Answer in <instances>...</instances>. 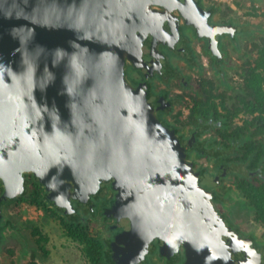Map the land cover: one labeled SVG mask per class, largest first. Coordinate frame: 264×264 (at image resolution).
Segmentation results:
<instances>
[{"label":"flooded vegetation","instance_id":"af4514ba","mask_svg":"<svg viewBox=\"0 0 264 264\" xmlns=\"http://www.w3.org/2000/svg\"><path fill=\"white\" fill-rule=\"evenodd\" d=\"M142 1L145 3L144 7L146 5L156 15L164 12L161 21L162 34L159 37L157 30L153 32L146 24L143 13L136 10ZM238 1L242 6L255 2ZM197 2L209 10L212 23L233 22L247 25L246 21L243 24L235 22L233 18H227L229 12L222 8L220 0ZM260 6L263 8L264 4ZM185 8V0H0V104L15 107L21 115L16 123L15 120L4 122L0 119V141L8 138L5 136L7 128L3 126L6 123H9L10 134L14 127L16 135L22 133L27 139L28 160L25 167H33L25 172L27 192L33 187H43L31 171H38L41 167L49 170L55 166L51 157L47 156V153L43 154L44 150L40 148L38 140L42 139V130L35 126L37 118L49 114L50 109L57 106L60 123L64 126L82 124L88 120L89 110L95 103L98 91L104 88V82L101 80L96 81L95 87L93 86L94 73L111 74V67L116 64L115 59H122L123 54L127 77L135 85H142V90L148 93L150 103L159 109L158 115L168 124L171 123L167 121V114L172 113L177 105H182L181 101L185 104L190 102L192 105L189 94H186L185 99L180 97L185 92L194 93L190 83L193 79L190 77H219L223 74L222 68L226 70L227 77L232 74V68L227 63L228 46L225 41L236 44L234 39L237 40L238 34L244 30L237 31L234 37L227 34L221 36L219 49L213 54L207 48V40L198 36L194 27L188 23V20L194 23L195 21L185 18ZM150 23L157 25L158 18L154 16ZM120 62L121 60L117 63L118 66ZM146 81L148 87L144 84ZM177 84L186 91L178 89ZM104 89L107 92L106 87ZM27 96L29 102L26 106ZM171 125L177 127L178 133L184 138L183 147H187L189 156L197 168L203 169L213 178L210 180L213 183L208 184L209 180L206 179L202 182L212 188L217 196L216 204L224 217L233 225H240L244 235L254 238L257 248L252 264H261L262 261L258 260L264 259V255L263 258L259 257L263 251L261 247L264 246V239L243 228L241 220L244 214L233 212L241 218L238 222L234 219L230 209L226 208L224 194L222 188L220 189L223 180L221 178L225 175L223 169L226 166L231 167L236 175H261L264 178L261 167L248 168L246 163L239 162L236 158L228 164L219 162L220 156L223 155L219 152L220 147L214 146L218 153L214 150L213 155L211 146H208L213 130L212 119L201 120L200 125L198 123L190 126L189 132L181 130V127L175 124ZM82 130H88V127L84 125ZM193 133L194 139L191 137ZM91 153L95 152L90 147L80 155L65 153V165L70 169H79L85 174L86 163L91 157L94 158ZM205 154L214 158L212 168L201 160ZM199 160L203 163H199ZM237 165H244L246 170L232 169ZM87 169H91V165L87 166ZM80 175L83 179L82 174ZM112 178L103 181L100 191L91 194L87 201H72L75 206L73 212L65 213L60 207L50 204L44 187L45 195H42L41 189L40 202L46 203L47 207V204H50L55 209V215L65 217L64 221L80 224L85 230L88 224L97 219L104 229L101 234L96 235L101 236L106 248L105 264H120L125 258V248L124 245L121 246L119 238L123 229H129L132 218L124 216V213L116 216L120 210L121 194L118 195L114 188L115 183L113 186L112 181L115 180ZM74 183L77 188H83V193L86 192L85 187L91 186L88 183L84 185V181ZM0 184L1 195V179ZM19 196H5L1 199V210L12 199L19 200ZM130 211L135 212L132 207ZM249 215L252 217V213ZM3 219L2 213L0 231L4 224ZM159 246L158 240L154 239L146 260L136 264L185 263L187 253L184 247L167 249L168 255H164ZM232 256L244 258L245 254L234 251ZM190 263L189 261L188 264Z\"/></svg>","mask_w":264,"mask_h":264},{"label":"water","instance_id":"95a60500","mask_svg":"<svg viewBox=\"0 0 264 264\" xmlns=\"http://www.w3.org/2000/svg\"><path fill=\"white\" fill-rule=\"evenodd\" d=\"M185 2V18L194 19L195 23L190 20L188 23L198 36L207 40V48L213 54L219 49L221 36L234 37L242 29L233 22L212 23L209 10L197 0ZM144 4L142 1L136 10L143 13L146 24L153 32L157 30L159 37L164 12L156 15ZM154 16L158 18L155 26L150 23ZM122 59H115L111 74L94 73L93 86L101 80L107 92L104 88L98 91L88 120L64 126L60 123L57 106L51 108L49 114L37 118L35 126L42 130V139L38 140L40 148L55 166L31 172L45 188L49 202L65 213L73 212L72 201H87L91 194L100 191L103 181L114 177L113 186L115 183L114 188L118 195L121 194L116 216L124 213L132 218L129 229H123L119 238L125 248V258L120 264L146 260L154 239L158 240L164 255H168L167 249L184 247L187 253L184 264L189 261L190 264H252L257 248L254 238L244 235L239 225H233L224 217L212 188L202 182L206 179L208 184L213 183L210 181L213 178L197 168L187 147H183L184 138L177 127L158 115L159 109L150 103L142 85L129 80ZM126 59L131 63L129 57ZM144 84L148 87L147 81ZM28 102L27 96L26 106ZM20 117L15 107L0 104V119L4 122L15 120L16 123ZM84 125L88 130H82ZM3 126L7 128L5 136L8 138L0 141L3 186L0 201L5 196L13 198L24 194L25 172L33 168L25 167L28 156L24 134L16 135L14 127L10 134L9 123ZM87 147L95 153H91L94 158L86 163L85 174L65 165V153L80 155ZM89 165L91 169H87ZM77 173L82 174L83 179ZM75 181L91 186L85 187L83 193V188H77ZM130 207L135 212L130 211ZM1 214L0 205V217ZM261 248L259 257L263 258L264 246ZM234 251L243 252L245 257H233ZM263 260L259 258L258 262L263 263Z\"/></svg>","mask_w":264,"mask_h":264},{"label":"trees","instance_id":"16d2710c","mask_svg":"<svg viewBox=\"0 0 264 264\" xmlns=\"http://www.w3.org/2000/svg\"><path fill=\"white\" fill-rule=\"evenodd\" d=\"M260 33L262 34L261 43L253 42V48L250 50L253 53L256 51L254 54L256 57L252 61L246 58L240 64H236L232 63L231 58L227 56L229 67L235 69L239 75L238 80H227L230 77H227L226 70L222 68L223 74L219 77L215 76V80L212 76H202L195 82L191 81L194 93L185 92L180 97L185 99L186 94H189L192 99L187 116L191 127L198 123L200 125L201 120L212 119L213 130L208 146H211L213 155L214 150L218 153L219 149L223 155H229L225 158L227 162L234 161L236 158L237 161L246 163L248 168L258 166L264 172V28H261ZM234 40L239 47L238 38ZM219 84L220 86L226 84L228 87H220ZM229 90L234 92L230 94ZM214 146L220 148L217 149ZM230 173L234 174L237 189L245 195L248 212L252 213L254 220L264 224V178L261 175L253 177L236 175L234 171ZM41 189L44 196V188L41 187ZM41 189L33 187L29 192L25 190V193L19 196V200L42 203L40 202ZM15 199L18 201L17 198ZM9 222L10 220L7 219L2 227ZM64 225L68 235L78 238L83 243L82 251L90 264H105L106 248L101 236L89 233L80 224L74 222L65 220ZM34 233L40 234L38 241L43 239L36 227ZM26 264L44 263L36 259L33 254Z\"/></svg>","mask_w":264,"mask_h":264},{"label":"rangeland","instance_id":"374dc122","mask_svg":"<svg viewBox=\"0 0 264 264\" xmlns=\"http://www.w3.org/2000/svg\"><path fill=\"white\" fill-rule=\"evenodd\" d=\"M220 1L219 3L222 8L229 12L227 18H233L235 22H241L243 24H245V21L247 22V25L239 24L242 31L244 30L237 36L238 43L240 44L239 47L232 42L231 44L227 40L225 41L226 46H228L227 52L229 58H231V62L240 64L244 59L246 60V58L252 61L256 57L254 56L256 51L253 53L250 50L253 48V42L260 41L261 43L260 39L262 38V34L260 32L261 28H264V7L261 8L260 6V4H264V0H255L252 5L243 6L238 0ZM256 4L258 5L256 6ZM248 11L252 13L249 14ZM223 52L224 50H222V53ZM231 72L232 74L229 75L230 78L227 80H238L239 75L236 73V70L232 69ZM212 78L215 80V76H212ZM190 79H193L195 82L196 79L200 78L190 77ZM220 85L221 84H219V86ZM224 86L220 87H228L226 84H224ZM176 87L186 91V89L181 88L179 84H177ZM233 92L234 90H229L230 94ZM190 106V102L187 104L182 102V105H177L172 113L167 114V121L178 127L180 126L181 130L189 132L190 125L187 121V116L189 115ZM224 156L229 155H221L218 161L228 164L229 162L225 160ZM213 159L214 158H209L206 154L201 157V160L204 161L209 168H212L211 164H214V162H212ZM201 160H199V163H203ZM232 169L246 170V167L244 165H237L232 167ZM223 170H225V175H222L223 177L221 179L223 180L221 181L222 186L220 189L222 188L224 194L226 208L230 209L229 211L232 212L237 222L240 221L241 218L238 214L233 212L244 214V218L241 220L243 222V227L246 230L254 232L261 239H264V224L254 220L249 215L250 212L248 214V205L245 200V195L237 189L236 182L234 181V174L230 173V171H232L231 167L226 166ZM35 203L36 202L16 200L6 204L2 208L1 211L4 216L3 223H5L7 219L10 220V222L3 226V229L1 228L0 264H26L33 254L36 259L44 264H90L82 251L83 243L78 238L68 235L67 229L63 225V221L66 218L55 215V209L51 205H48V209H46V204ZM230 204L231 208H228ZM51 207L53 209H51ZM98 223L99 221L95 219V221L88 224L86 231L91 234H101L104 229H102ZM35 227L43 236V239L40 241H38L40 234L34 233ZM156 264L162 263L157 262Z\"/></svg>","mask_w":264,"mask_h":264},{"label":"bare ground","instance_id":"6f19581e","mask_svg":"<svg viewBox=\"0 0 264 264\" xmlns=\"http://www.w3.org/2000/svg\"><path fill=\"white\" fill-rule=\"evenodd\" d=\"M244 20V19H243ZM241 191V190H240ZM228 208H231V204H230V207H228ZM234 211V210H233ZM251 211V210H250ZM244 228V227H243ZM259 233V232H258ZM255 234V233H254ZM256 236H257V234H255Z\"/></svg>","mask_w":264,"mask_h":264},{"label":"built area","instance_id":"2783aa9c","mask_svg":"<svg viewBox=\"0 0 264 264\" xmlns=\"http://www.w3.org/2000/svg\"><path fill=\"white\" fill-rule=\"evenodd\" d=\"M258 4H256V6H257Z\"/></svg>","mask_w":264,"mask_h":264}]
</instances>
